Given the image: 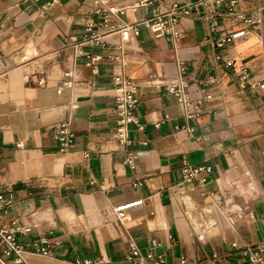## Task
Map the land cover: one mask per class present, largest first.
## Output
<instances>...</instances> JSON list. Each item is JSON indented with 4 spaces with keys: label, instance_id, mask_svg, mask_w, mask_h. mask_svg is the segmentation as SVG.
<instances>
[{
    "label": "crops",
    "instance_id": "0c3cea01",
    "mask_svg": "<svg viewBox=\"0 0 264 264\" xmlns=\"http://www.w3.org/2000/svg\"><path fill=\"white\" fill-rule=\"evenodd\" d=\"M136 1L109 0L118 10L111 23L150 18ZM199 1L164 0L161 10ZM94 9L87 0H0V190L11 198L3 226L31 264H132V240L167 264L183 255L239 264L240 248L264 240V89L248 85L264 82V0H238L234 14L215 2L201 6L181 18L176 42L147 24L125 41L119 30H104ZM93 35L98 43L87 41ZM178 61L190 96L205 98L193 135L167 91ZM119 75L138 84L136 115L145 124L144 131L131 125L130 144L114 134ZM65 120L75 145L60 152ZM186 164L203 168L192 181L184 180ZM230 192L242 195L228 199ZM138 200L126 222L111 217Z\"/></svg>",
    "mask_w": 264,
    "mask_h": 264
},
{
    "label": "built area",
    "instance_id": "2783aa9c",
    "mask_svg": "<svg viewBox=\"0 0 264 264\" xmlns=\"http://www.w3.org/2000/svg\"><path fill=\"white\" fill-rule=\"evenodd\" d=\"M94 4V14L102 15L103 28L106 32H113L119 30L122 38L126 41L132 34L138 33V27L140 24H147L150 26L153 34L156 37H165L172 41H177L181 33L177 28L182 17L191 15L194 11L200 12V7H209L210 2L217 3L220 8L227 11L229 14L236 13V6L238 0H200L197 3L184 2V3H173L168 6L165 11L161 10V6L164 4V0H137L133 8L136 10L140 7L147 8L150 13V18L142 20L133 24H126L123 20L119 23H111V16L116 15L118 10L111 6L109 0H87ZM213 12L212 9H209ZM119 13H124L123 10H119ZM214 13V12H213ZM208 16V14H206ZM94 23L88 25V31L93 32ZM217 21L212 18V25L215 26ZM236 34H227L216 41L218 47H223L226 43L230 42ZM99 35H93L87 41L98 43ZM101 43V42H100ZM115 51L123 54V47L121 45L115 46ZM101 56H97L95 60H99ZM187 67L184 62L178 61V71L180 73L178 78L171 80L167 84V91L174 95L178 103L183 110V116L186 120L190 121L189 125L185 127L190 134L195 133L194 121L202 114L203 108L202 103L205 98L193 99L189 93L190 82L188 79L183 77ZM67 76H72L71 73H67ZM244 80H248L247 76L243 77ZM72 82H69L71 84ZM248 85L251 89H257L261 87L264 89V82L259 83L256 81H248ZM211 98V95H207L206 99ZM139 94L138 84L135 80L125 76L119 75L115 78V111L117 114V125L115 129L116 138L123 144L134 143L130 139V128L131 125H135L139 131L145 130V124L139 120L136 115V109L139 105ZM160 123H157L158 126ZM180 126H177L179 128ZM56 138L59 144V151L66 152L75 145L76 134L71 128L70 120L63 121L56 134ZM133 157L128 158V163L133 164ZM203 168H196L192 165L186 164L183 169V177L185 181H192L197 178L198 173ZM208 170L210 168H207ZM139 184V183H137ZM142 200L122 204L114 207L113 214L116 219L120 222H126L127 216L131 208L142 204ZM11 204V198L0 190V264H8V258L13 257L14 263L16 264H31V262L24 258L23 247L18 242L17 235L14 230H9L3 226V219L7 215L9 206ZM20 232H29L30 227L17 228ZM241 249L243 260L239 264H264V240L256 246L246 245ZM42 254L47 256L48 250L42 249ZM127 260L132 264H167L166 257L164 254L155 255L153 252L143 254L140 247L135 241H131L129 244ZM78 264H90V262H78ZM171 264H196L190 262L186 256H181L177 263ZM205 264H214L213 261Z\"/></svg>",
    "mask_w": 264,
    "mask_h": 264
},
{
    "label": "rangeland",
    "instance_id": "374dc122",
    "mask_svg": "<svg viewBox=\"0 0 264 264\" xmlns=\"http://www.w3.org/2000/svg\"><path fill=\"white\" fill-rule=\"evenodd\" d=\"M240 195H242V192H230V193L226 194L225 196L228 199L236 200Z\"/></svg>",
    "mask_w": 264,
    "mask_h": 264
},
{
    "label": "bare ground",
    "instance_id": "6f19581e",
    "mask_svg": "<svg viewBox=\"0 0 264 264\" xmlns=\"http://www.w3.org/2000/svg\"><path fill=\"white\" fill-rule=\"evenodd\" d=\"M111 217H114L112 213H111ZM23 256H24V258H27L26 253H23ZM42 256L46 257L45 255H42Z\"/></svg>",
    "mask_w": 264,
    "mask_h": 264
},
{
    "label": "water",
    "instance_id": "95a60500",
    "mask_svg": "<svg viewBox=\"0 0 264 264\" xmlns=\"http://www.w3.org/2000/svg\"><path fill=\"white\" fill-rule=\"evenodd\" d=\"M2 69V66H0V70Z\"/></svg>",
    "mask_w": 264,
    "mask_h": 264
}]
</instances>
